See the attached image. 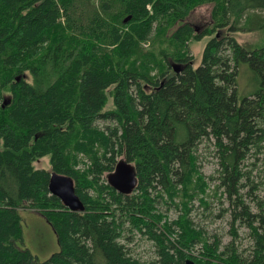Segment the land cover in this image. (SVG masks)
<instances>
[{
	"label": "trees",
	"instance_id": "obj_1",
	"mask_svg": "<svg viewBox=\"0 0 264 264\" xmlns=\"http://www.w3.org/2000/svg\"><path fill=\"white\" fill-rule=\"evenodd\" d=\"M204 5L211 24L198 30L189 19ZM260 30L264 0H0V264H264V203L254 212L242 193L243 164L264 156V46L234 37ZM208 36L194 68L190 43ZM243 64L258 89L240 98ZM205 141L233 229L250 231L247 256L235 241L220 251L188 218L207 190L196 155ZM46 157L50 169L36 168ZM120 157L137 172L131 195L108 183ZM53 172L73 179L84 212L51 195ZM157 189L170 203L182 194L184 214L163 223ZM28 212L56 236L45 262L17 246ZM133 230L152 258L136 256Z\"/></svg>",
	"mask_w": 264,
	"mask_h": 264
},
{
	"label": "rangeland",
	"instance_id": "obj_2",
	"mask_svg": "<svg viewBox=\"0 0 264 264\" xmlns=\"http://www.w3.org/2000/svg\"><path fill=\"white\" fill-rule=\"evenodd\" d=\"M211 11L212 5L201 6L195 10L189 22L198 30H202L211 24ZM234 37L240 44L252 50L264 46V30L239 32L235 33ZM210 39L211 37L208 36L199 42L190 43L189 56L193 58L192 63L194 68L201 65L204 48ZM253 78L255 79V75L252 70L247 64H243L239 72L240 98L248 97L258 89V84ZM215 152L216 150L211 141H205L197 147L198 167L206 179L207 190L205 195H197L192 200L188 218L195 229L203 232L206 240L210 243L220 242V251H224L226 245L235 241L238 254L247 256L252 247L250 231L238 223L234 229L232 227L230 203L224 194V189L219 186L220 182L217 181L218 160ZM122 158L120 157L118 160ZM35 166L38 169L49 170V157L42 159ZM243 171L248 173L249 180L244 181L242 184L244 187L242 193L247 197V202L255 212L257 211L256 203L259 201L264 203V156L259 154L257 158H249L243 164ZM150 193L154 197L156 194L163 195L164 200L160 199L157 206L159 212L164 215L165 220L163 223H170L184 214L183 202L185 200L182 194L174 203H170L164 191L157 189L150 190ZM203 197L207 203L206 205L200 203V199ZM22 217L24 239L22 242H18L17 246L23 250L30 251L38 262H45L54 253L59 251V245L54 232L40 215L28 212L23 213ZM132 237L131 248L136 253V256L143 259L152 258L154 252L152 242L136 230H133ZM201 251V244H197L192 254L194 257H199Z\"/></svg>",
	"mask_w": 264,
	"mask_h": 264
},
{
	"label": "water",
	"instance_id": "obj_3",
	"mask_svg": "<svg viewBox=\"0 0 264 264\" xmlns=\"http://www.w3.org/2000/svg\"><path fill=\"white\" fill-rule=\"evenodd\" d=\"M181 68L182 66L174 67L175 72L179 73ZM17 81H20V77H18ZM10 104L11 97L6 96L3 99V108H7ZM108 183L114 190L122 195L133 194L138 183L135 167L125 160L119 161L115 171L108 176ZM49 191L51 195L57 197L70 211L78 213L85 211L84 204L76 192L75 184L71 177L56 172L51 173ZM184 264L197 263L192 259H187Z\"/></svg>",
	"mask_w": 264,
	"mask_h": 264
}]
</instances>
